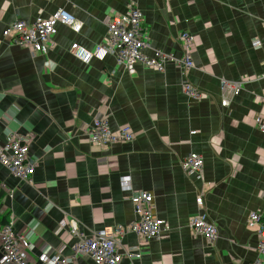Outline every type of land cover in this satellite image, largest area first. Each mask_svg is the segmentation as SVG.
Here are the masks:
<instances>
[{
	"label": "crops",
	"instance_id": "crops-1",
	"mask_svg": "<svg viewBox=\"0 0 264 264\" xmlns=\"http://www.w3.org/2000/svg\"><path fill=\"white\" fill-rule=\"evenodd\" d=\"M58 9L81 27L56 24L47 54L2 36L12 22L32 24ZM132 9L146 27L145 55L157 49L181 58L185 32L194 38L192 68L170 62L158 72L137 62L128 74L113 53L89 63L73 55V43L90 52L104 46L108 19ZM220 80L242 86L226 107ZM183 82L200 96L188 97ZM263 98L264 0H0V146L9 134L27 137L36 160L29 184L0 164V227L12 220L33 258L68 256L77 236L60 227L66 217L78 221L79 235L110 233L133 221L128 198L145 191L168 229L143 244L133 233L118 238L140 253L133 264H264L246 227L250 212L264 216V133L256 125ZM95 118L107 119L113 132L127 125L133 141L106 151L90 146L85 132ZM190 153L202 158L199 173L181 169ZM195 214L215 226L211 243L191 235Z\"/></svg>",
	"mask_w": 264,
	"mask_h": 264
},
{
	"label": "built area",
	"instance_id": "built-area-1",
	"mask_svg": "<svg viewBox=\"0 0 264 264\" xmlns=\"http://www.w3.org/2000/svg\"><path fill=\"white\" fill-rule=\"evenodd\" d=\"M55 14V13H54ZM53 16V15H52ZM46 19L37 18L32 24L15 21L3 31L13 44L30 48L33 52H45L47 43L55 33L56 24L69 26L74 32H78L81 25L74 23V19L65 11L58 9L56 14ZM107 38L104 46L98 45L90 52L84 47L73 43L71 50L73 55L83 63H89L92 57L103 58L108 52L113 53L119 67L131 74L135 71L134 64L140 63L146 68L162 72L167 63H175L185 72L192 68L191 50L194 38L188 33H181L178 38L181 44L182 56L179 59L160 50L152 49V55L147 56L144 50L150 48L147 40L146 27L140 11L132 9L122 16L108 19L106 23ZM254 42L253 46H258ZM183 92L191 98H198L200 93L188 83H181ZM241 83L238 81L220 80V105L228 106L230 100L241 91ZM264 104V98L262 99ZM259 131L264 133V117L256 119ZM87 131V130H86ZM132 139L131 130L126 127L112 133L107 121L99 118L92 123L90 128V140L93 145L102 143L128 142ZM28 138L16 134L6 136L5 146H0V164L8 172L26 183H31V176L36 165L34 158L28 157ZM185 174L199 173L202 168V158L196 153L188 154L180 163ZM120 184L124 190L129 188L128 178L122 176ZM133 208L134 218L127 226L117 225L108 233L104 230L93 231L89 236L79 235L78 221L76 219H64L60 227L68 228L72 235L77 236V241L68 256L58 253L41 252L34 258L30 255V243L22 234L13 230L12 220L6 221L0 227V264H78L79 258H89L94 264H133V260L140 258L136 247H124L118 241L123 234L133 233L143 244L150 239L158 238L168 227L164 220L156 218L152 213V196L145 191H137L128 198ZM202 197L198 196L195 203L200 206ZM246 225L255 229L258 234V242L255 251L258 256H264V216L259 212H250L246 218ZM189 229L202 236L211 243L217 236L215 226L204 220L200 215H193L188 220ZM257 258L253 264H259Z\"/></svg>",
	"mask_w": 264,
	"mask_h": 264
},
{
	"label": "rangeland",
	"instance_id": "rangeland-1",
	"mask_svg": "<svg viewBox=\"0 0 264 264\" xmlns=\"http://www.w3.org/2000/svg\"><path fill=\"white\" fill-rule=\"evenodd\" d=\"M44 1H48V0H44ZM56 12H57V10L54 12L55 14H56ZM52 14L53 16L55 15V14ZM51 15V16H52ZM51 16H49V17H51ZM53 16H52V19H53ZM48 17V18H49ZM43 19H46V18H43ZM35 21V20H34ZM13 23V22H12ZM10 25V24H9ZM2 36L4 37V38H7V37H5L4 35H3V33H2ZM8 39V38H7ZM10 41V40H9ZM11 43H13L12 41H10ZM47 46H48V49H47V51H45V52H33V53H39V54H47V52H48V50L49 49H51L52 47H53V42H52V39L50 38L49 40H48V43H47ZM91 60V59H90ZM135 72V71H134ZM133 72V73H134ZM133 73H131V74H133ZM129 74V73H128ZM97 119H99V118H95L94 120H92V123L95 121V120H97ZM106 121H107V125H108V120L107 119H105ZM92 123H91V125H90V128H91V126H92ZM109 127V126H108ZM126 127H128L127 125H123V126H121L117 131H115V132H113V131H111L110 130V128H109V130L112 132V133H116V132H118L119 130H124ZM90 128L85 132V134H86V138H87V141H88V143H89V145L90 146H92V147H94V148H99V149H102V150H107L110 146H112V145H114V144H116V143H128V144H130L132 141H133V139H134V133L132 132V139L130 140V141H128V142H122V141H120V142H116V143H102V146H99V144H96V145H93V143L91 142V140H90ZM129 128V127H128ZM130 129V128H129ZM131 130V129H130ZM191 133H193V132H191ZM66 219H68V220H70V217H66ZM71 219H75V218H71ZM246 227L248 228V229H250V230H252L254 233H255V235H256V237H257V242H258V234H257V232H256V230L255 229H252V228H249L247 225H246ZM189 228V227H188ZM189 231H190V233H191V235H193V236H196L197 234H195L194 232H192L190 229H189ZM200 236V235H199ZM201 238H203L202 236H200ZM61 256H63V255H61Z\"/></svg>",
	"mask_w": 264,
	"mask_h": 264
},
{
	"label": "bare ground",
	"instance_id": "bare-ground-1",
	"mask_svg": "<svg viewBox=\"0 0 264 264\" xmlns=\"http://www.w3.org/2000/svg\"><path fill=\"white\" fill-rule=\"evenodd\" d=\"M18 46V45H17ZM21 47V46H20ZM25 48H27V47H25ZM29 50H30V48H28Z\"/></svg>",
	"mask_w": 264,
	"mask_h": 264
}]
</instances>
